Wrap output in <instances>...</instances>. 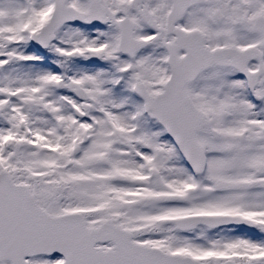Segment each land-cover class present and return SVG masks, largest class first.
Here are the masks:
<instances>
[{"label":"snow or ice","instance_id":"snow-or-ice-1","mask_svg":"<svg viewBox=\"0 0 264 264\" xmlns=\"http://www.w3.org/2000/svg\"><path fill=\"white\" fill-rule=\"evenodd\" d=\"M0 264H264V0H0Z\"/></svg>","mask_w":264,"mask_h":264}]
</instances>
